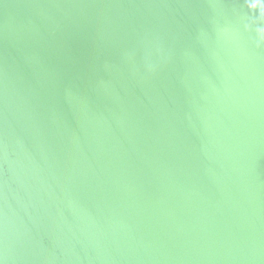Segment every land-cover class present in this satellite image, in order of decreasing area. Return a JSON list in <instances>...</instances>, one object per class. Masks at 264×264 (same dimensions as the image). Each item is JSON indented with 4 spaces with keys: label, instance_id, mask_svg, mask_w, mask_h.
Returning a JSON list of instances; mask_svg holds the SVG:
<instances>
[{
    "label": "water",
    "instance_id": "1",
    "mask_svg": "<svg viewBox=\"0 0 264 264\" xmlns=\"http://www.w3.org/2000/svg\"><path fill=\"white\" fill-rule=\"evenodd\" d=\"M0 264H264V0H0Z\"/></svg>",
    "mask_w": 264,
    "mask_h": 264
}]
</instances>
